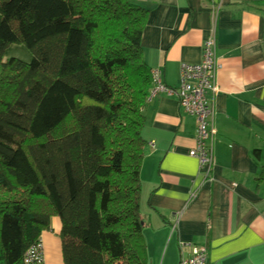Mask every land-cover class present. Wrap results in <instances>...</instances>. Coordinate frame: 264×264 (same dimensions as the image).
<instances>
[{
	"label": "trees",
	"instance_id": "16d2710c",
	"mask_svg": "<svg viewBox=\"0 0 264 264\" xmlns=\"http://www.w3.org/2000/svg\"><path fill=\"white\" fill-rule=\"evenodd\" d=\"M136 0H0V264L59 217L63 264H145ZM11 44L30 61L5 57Z\"/></svg>",
	"mask_w": 264,
	"mask_h": 264
},
{
	"label": "crops",
	"instance_id": "0c3cea01",
	"mask_svg": "<svg viewBox=\"0 0 264 264\" xmlns=\"http://www.w3.org/2000/svg\"><path fill=\"white\" fill-rule=\"evenodd\" d=\"M147 10L141 34L150 69L169 86L183 62L201 59L212 37L218 62L214 164L197 159L195 117L174 94L143 108L140 216L145 264H179L201 244L209 264H264V0H136ZM58 216L41 232L45 264H63Z\"/></svg>",
	"mask_w": 264,
	"mask_h": 264
},
{
	"label": "built area",
	"instance_id": "2783aa9c",
	"mask_svg": "<svg viewBox=\"0 0 264 264\" xmlns=\"http://www.w3.org/2000/svg\"><path fill=\"white\" fill-rule=\"evenodd\" d=\"M218 66L214 39L207 37L202 44L200 61L183 62L180 65V82L177 86H169L163 81L159 67L150 69L151 88L148 99L162 92L174 94L177 96L180 108L195 117V145L189 150V154L197 159L199 171L207 178L214 164L213 100L219 90L216 81ZM185 245L192 247L191 254L181 257L179 264H209L207 249L204 245L188 242ZM23 264H45L41 238L26 249Z\"/></svg>",
	"mask_w": 264,
	"mask_h": 264
},
{
	"label": "rangeland",
	"instance_id": "374dc122",
	"mask_svg": "<svg viewBox=\"0 0 264 264\" xmlns=\"http://www.w3.org/2000/svg\"><path fill=\"white\" fill-rule=\"evenodd\" d=\"M5 57L15 56L25 61H30L32 55L30 50L25 47L23 44H11L9 45L4 53Z\"/></svg>",
	"mask_w": 264,
	"mask_h": 264
}]
</instances>
